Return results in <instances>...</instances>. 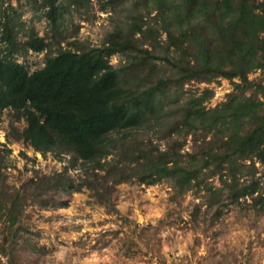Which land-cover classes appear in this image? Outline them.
<instances>
[{
  "label": "trees",
  "instance_id": "obj_1",
  "mask_svg": "<svg viewBox=\"0 0 264 264\" xmlns=\"http://www.w3.org/2000/svg\"><path fill=\"white\" fill-rule=\"evenodd\" d=\"M67 1L33 0L54 32L53 51L36 32L22 41L10 0H0V111L11 112L9 137L68 161L52 173L35 171L19 187L6 184L0 163V219L7 224L0 264H18L21 241L35 248L21 233L29 204L66 207L67 196L84 189L116 213L119 184L166 179L179 195L205 190L211 205L224 193L229 203L251 197L264 204L257 165L264 166V0H133L129 20L100 46H63L56 37L66 13L94 0ZM29 50H47L43 67L30 71L19 61ZM254 72L260 75L251 79ZM219 78L233 91L214 107L207 105L211 88L182 98L189 82ZM189 136L191 151L183 153ZM215 176L218 190L208 182Z\"/></svg>",
  "mask_w": 264,
  "mask_h": 264
},
{
  "label": "rangeland",
  "instance_id": "obj_2",
  "mask_svg": "<svg viewBox=\"0 0 264 264\" xmlns=\"http://www.w3.org/2000/svg\"><path fill=\"white\" fill-rule=\"evenodd\" d=\"M132 1L118 7L108 0L105 5L99 0L80 8L72 5L57 40H62L63 46L74 40L100 46L110 31L129 20ZM10 6L9 11L18 17L19 38L25 41L36 32L47 38L54 51V32L33 0H10ZM47 55V50H29L17 57L34 71L45 65ZM120 59L113 56L112 63L118 64ZM259 75L254 72L250 78ZM204 88L214 90L207 102L214 107L226 100L233 84L225 78L212 83L189 82L183 87L182 98ZM11 121L9 109L0 111V163L5 165L2 170L7 185L19 187L37 170L52 173L67 165V158L61 161L52 154L44 156L9 137ZM16 124L23 127L24 121ZM192 145L189 136L182 152H190ZM257 165L262 171L264 166ZM77 172L70 169L73 176ZM208 182L217 190L222 187L220 176ZM67 197L69 205L62 208L26 207L22 221L26 230L21 233L35 248L21 241L24 247L17 254L18 264H264V204L251 197L229 203L224 193L211 205L205 190L179 195L168 179L154 185L119 184L113 193L118 213L96 203L86 189ZM218 208L219 215L215 212ZM6 225L0 219V246Z\"/></svg>",
  "mask_w": 264,
  "mask_h": 264
}]
</instances>
